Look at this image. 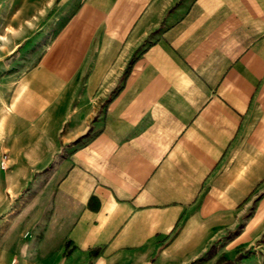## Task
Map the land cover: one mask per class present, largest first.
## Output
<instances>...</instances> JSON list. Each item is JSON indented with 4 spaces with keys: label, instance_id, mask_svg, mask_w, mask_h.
<instances>
[{
    "label": "crops",
    "instance_id": "1",
    "mask_svg": "<svg viewBox=\"0 0 264 264\" xmlns=\"http://www.w3.org/2000/svg\"><path fill=\"white\" fill-rule=\"evenodd\" d=\"M8 76L0 205L37 193L48 262L264 264V0H77Z\"/></svg>",
    "mask_w": 264,
    "mask_h": 264
},
{
    "label": "rangeland",
    "instance_id": "2",
    "mask_svg": "<svg viewBox=\"0 0 264 264\" xmlns=\"http://www.w3.org/2000/svg\"><path fill=\"white\" fill-rule=\"evenodd\" d=\"M67 3V0H0L2 73L19 77L35 67L46 43L57 33L63 17L77 0ZM5 168L6 165L2 169ZM36 195L28 187L0 205V264H53L44 257L49 248H38L40 238L29 228L30 200Z\"/></svg>",
    "mask_w": 264,
    "mask_h": 264
},
{
    "label": "trees",
    "instance_id": "3",
    "mask_svg": "<svg viewBox=\"0 0 264 264\" xmlns=\"http://www.w3.org/2000/svg\"><path fill=\"white\" fill-rule=\"evenodd\" d=\"M132 60H133V59H130V60L128 61V63H127V68H126L125 72L127 71L128 67L131 65ZM212 250H213V248H208L207 251L204 253V256L206 257V256L210 255V253L212 252ZM95 252H96V251H93L92 253L94 254ZM204 256H203V257H204ZM239 257H240V255H238V256L235 258V260L238 259ZM200 259H202V258H199V259H197V260L191 262L190 264H195V263H196L197 261H199ZM223 264H233V263H232V262H224Z\"/></svg>",
    "mask_w": 264,
    "mask_h": 264
},
{
    "label": "built area",
    "instance_id": "4",
    "mask_svg": "<svg viewBox=\"0 0 264 264\" xmlns=\"http://www.w3.org/2000/svg\"><path fill=\"white\" fill-rule=\"evenodd\" d=\"M5 159H6V156L3 154L0 159V169L5 167Z\"/></svg>",
    "mask_w": 264,
    "mask_h": 264
}]
</instances>
